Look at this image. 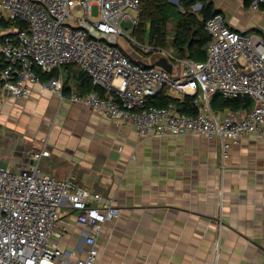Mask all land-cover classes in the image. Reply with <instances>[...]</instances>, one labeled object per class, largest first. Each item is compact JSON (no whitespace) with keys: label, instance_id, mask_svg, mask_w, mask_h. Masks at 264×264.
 <instances>
[{"label":"built area","instance_id":"2783aa9c","mask_svg":"<svg viewBox=\"0 0 264 264\" xmlns=\"http://www.w3.org/2000/svg\"><path fill=\"white\" fill-rule=\"evenodd\" d=\"M263 4L248 0L247 8L257 11ZM138 11L139 0H0V21L13 27L0 37V93L8 99L27 97L32 85L42 84L62 97V68L73 65L102 93L73 91L69 100L117 125L132 124L141 137L216 139L223 160L231 141L251 134L264 137V40L229 27L217 12L204 21L210 37L204 59L179 58L171 49L126 33L121 23L134 26ZM119 36L126 38L128 49L118 44ZM161 56L171 63V72L153 65ZM52 72L56 76L41 80V73ZM161 91L191 97L195 113H182L173 102L155 105L151 100ZM215 95L248 97L252 106L214 109ZM41 142L24 169L0 165V264H96L100 225L115 219L119 208L114 199L80 186L72 176L58 179L40 172L38 163L50 152L47 139ZM62 208L75 211L77 223L89 229L83 254L59 246Z\"/></svg>","mask_w":264,"mask_h":264},{"label":"crops","instance_id":"0c3cea01","mask_svg":"<svg viewBox=\"0 0 264 264\" xmlns=\"http://www.w3.org/2000/svg\"><path fill=\"white\" fill-rule=\"evenodd\" d=\"M209 1L229 27L264 40L263 26L246 28L224 11L227 3L244 8L264 25V8L250 11L245 0ZM12 32V25L0 23V37ZM68 87L62 97L42 84L32 85L27 97L8 99L0 93V165L24 169L46 138L50 152L41 157L40 172L58 179L68 174L80 186L114 199L119 214L100 225L96 264H264V137L231 141L223 160L216 139L141 137L132 124L117 125L70 101L71 92H82L73 80ZM164 97L176 106L173 100L186 96ZM32 106L42 111L20 110ZM7 119L13 130L32 137L10 136L3 127ZM57 229L64 232L61 249L83 254L89 229L77 223L75 211L62 208Z\"/></svg>","mask_w":264,"mask_h":264},{"label":"trees","instance_id":"16d2710c","mask_svg":"<svg viewBox=\"0 0 264 264\" xmlns=\"http://www.w3.org/2000/svg\"><path fill=\"white\" fill-rule=\"evenodd\" d=\"M195 2L202 3L198 13L192 12L188 6ZM183 9L180 10L169 0H139V11L137 23L131 30L132 36L139 41H146L154 47L171 49L176 57H189L193 60H203L205 57V47L209 40V35L204 29V21L213 14L220 12L209 0H182ZM244 6H248V0L244 1ZM261 8H264V4ZM173 22V36L168 38L167 25ZM0 23L5 24L0 21ZM69 66V67H68ZM67 74L63 85L62 94H68V82L73 80V84L80 92H87L91 89L90 78L79 68L73 65L65 66ZM56 76L55 72L50 74L41 73V80L48 81ZM161 91L151 100L155 105L167 104L170 99L164 97ZM178 110L185 114H194L195 108L192 105V98L186 96L182 101L173 100ZM214 109H229L237 111L248 109L252 106V101L248 97L224 99L215 95L211 101Z\"/></svg>","mask_w":264,"mask_h":264},{"label":"rangeland","instance_id":"374dc122","mask_svg":"<svg viewBox=\"0 0 264 264\" xmlns=\"http://www.w3.org/2000/svg\"><path fill=\"white\" fill-rule=\"evenodd\" d=\"M174 1H176L177 2V7L180 9V10H184L183 9V6H182V4H181V2H182V0H174ZM215 1H218V2H220V3H226V1L227 0H215ZM233 1V0H232ZM240 2L239 1H236V3H232V4H239ZM195 4H198V5H195ZM202 3H200V2H195V3H193V4H191L190 6H188V9L189 10H191L192 12H195V13H198L199 12V10H200V5H201ZM228 3H227V5H226V7H227V9H225L224 8V11H225V13H226V18L227 19H236V22H240L241 24H242V26H245L246 28H250V27H252V26H255V27H259V28H263L264 27V25L261 23V21H260V19H258V17H256V15H246L245 13H246V11L244 10V8L242 9V11H240V9L239 8H235L234 6H232V8L229 6L228 7ZM90 11H91V14H92V16L93 17H95L96 15H97V6L96 5H94V6H92L91 7V9H90ZM250 11H252V10H250ZM131 14L133 15V16H135V13L134 12H131ZM252 24H254V25H252ZM121 26H122V28L126 31V33H131V30H132V26H133V24L130 22V21H123L122 23H121ZM263 26V27H262ZM167 30H168V38L170 39V38H172V36H173V22L171 21V22H169L168 23V25H167ZM248 30H251V29H248ZM264 30V29H263ZM250 32V31H249ZM248 34V33H247ZM250 34V33H249ZM117 42H118V44L119 45H121L122 47H124V46H126L127 45V42H126V38L125 37H123V36H119L118 37V39H117ZM134 55L136 56V57H139V56H141L139 53H137V52H134ZM145 59H147V60H149L150 58H148L147 56H143ZM10 106V105H9ZM27 109V110H26ZM20 110H22L23 112L26 110V112H28V113H33V115H36V114H38V113H40L42 110H40V109H38L37 108V106H32V107H27V108H21L20 107ZM12 112H13V110H12ZM24 114V113H23ZM24 115H26V114H24ZM4 122V121H3ZM10 122H11V120L10 119H7V120H5V122L3 123V127L4 128H8L9 130V133H11L12 132V135H10V136H12V137H14L15 135H17V133H20L21 134V136H22V139L24 138V136L26 137H32V134H30V133H26L25 132V130L24 131H22V132H20V131H15V130H13V128L10 126ZM5 125H7V126H5ZM67 129H68V127H67ZM61 133H62V131H61ZM36 135H38V137H40V136H42L43 134L42 133H39V134H36ZM5 144V143H4ZM19 150H21V151H24L25 152V148L22 146H19ZM23 156H25L26 154L24 153V154H22ZM66 176H70V175H68V174H66Z\"/></svg>","mask_w":264,"mask_h":264},{"label":"water","instance_id":"95a60500","mask_svg":"<svg viewBox=\"0 0 264 264\" xmlns=\"http://www.w3.org/2000/svg\"><path fill=\"white\" fill-rule=\"evenodd\" d=\"M171 3H173L174 5L177 4L176 1L174 0H169ZM195 5H198V4H195ZM202 5H200L201 7ZM140 63L144 64L143 62L139 61ZM153 65H156V66H160L162 68H164L166 71L168 72H171V68H172V65L170 62H168L167 58L164 57V56H161L159 57L158 59H156L154 62H153ZM145 66H149V65H145Z\"/></svg>","mask_w":264,"mask_h":264},{"label":"bare ground","instance_id":"6f19581e","mask_svg":"<svg viewBox=\"0 0 264 264\" xmlns=\"http://www.w3.org/2000/svg\"><path fill=\"white\" fill-rule=\"evenodd\" d=\"M46 82V81H45ZM62 96H63V94H62Z\"/></svg>","mask_w":264,"mask_h":264}]
</instances>
